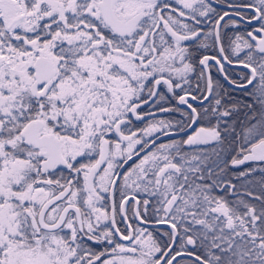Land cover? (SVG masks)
Segmentation results:
<instances>
[{"label": "snow or ice", "instance_id": "obj_1", "mask_svg": "<svg viewBox=\"0 0 264 264\" xmlns=\"http://www.w3.org/2000/svg\"><path fill=\"white\" fill-rule=\"evenodd\" d=\"M175 5L0 0V264H264V0Z\"/></svg>", "mask_w": 264, "mask_h": 264}, {"label": "trees", "instance_id": "obj_2", "mask_svg": "<svg viewBox=\"0 0 264 264\" xmlns=\"http://www.w3.org/2000/svg\"><path fill=\"white\" fill-rule=\"evenodd\" d=\"M254 122V121H253ZM167 140H163L161 142H166ZM160 142V143H161ZM241 143V140H237L235 143H232V138L229 137L228 140L221 146H212L216 147V150L220 152V156L217 159L215 154L213 153V148L206 151V153L209 155V165H213V161L216 165L219 164V166H223L222 161L224 156H235L236 151L239 148V145ZM221 148L223 149L221 151ZM221 162V163H219ZM229 171L224 176L225 179L231 180L233 184L236 185V191L240 198L249 201L252 204L257 205L258 207L261 206L259 200H255L252 197L246 195V192H252L255 195H264V188L261 187V183L264 182V171H261V169H264V162L256 161L248 163V165H245L241 168H232L229 166ZM246 169H252V171L249 173L248 176L240 179H235V174H238L240 171H245ZM225 193L217 190V195H224ZM230 201L237 199V196H231L229 195L227 197Z\"/></svg>", "mask_w": 264, "mask_h": 264}, {"label": "flooded vegetation", "instance_id": "obj_3", "mask_svg": "<svg viewBox=\"0 0 264 264\" xmlns=\"http://www.w3.org/2000/svg\"><path fill=\"white\" fill-rule=\"evenodd\" d=\"M169 2L170 3H172L174 6H177V5H175V0H169ZM231 2H233V3H238V2H252V0H231ZM214 6L215 7H217V10L218 11H221V10H230V9H227V7H226V5L225 4H219V5H216V4H214ZM178 7V6H177ZM190 22V21H189ZM245 30H250V26H248L247 24H242L241 25V27H240V31L241 32H244ZM226 70H227V72L231 75V76H233V77H235V76H237L240 72H242V71H247L246 69H243L241 66H239V65H231V66H229V65H226ZM213 75H214V78H216V79H219L222 83H225L226 84V82H224L223 81V77L220 75V74H218V73H216V71H215V69H213ZM251 87V86H250ZM233 95L234 96H236V95H239L238 93H235V92H233ZM157 118H165V119H171V120H180V119H182V117L180 116V114L179 113H174V114H167V113H161V114H159L158 116H157ZM241 119H243V117L241 116ZM195 127H197V125H194L193 126V128L192 129H188L187 130V133L185 134H182V135H179V136H174V137H169V138H166V139H164V140H167V142H169L171 139H181V138H185L186 139V135L187 134H191L192 133V131H193V129L195 128ZM238 131H240L241 129H240V127H238V129H237ZM161 141H163V140H161ZM161 141H159V142H157V143H160ZM212 146H214V145H212V144H210V145H201V146H199L200 148H203L204 150H205V152L206 151H208V150H210V149H212L213 147ZM185 151H191V149H189L188 148V146H185ZM239 151V148H238V150L236 151V154H237V152ZM224 159L222 160V161H225V160H227V161H229V166H231L230 165V159H231V155H229V156H224L223 157ZM251 162H255V161H249V162H246L244 165H240V166H237V167H232V168H241V167H243V166H245V165H248V163H251ZM219 163H221V162H219ZM219 165V164H218ZM125 167H127V166H125ZM159 230H164V229H166L164 226H159V227H157Z\"/></svg>", "mask_w": 264, "mask_h": 264}, {"label": "water", "instance_id": "obj_4", "mask_svg": "<svg viewBox=\"0 0 264 264\" xmlns=\"http://www.w3.org/2000/svg\"><path fill=\"white\" fill-rule=\"evenodd\" d=\"M159 114H161V113H157V116H158ZM182 134H184V133H181L180 135H182ZM174 136H177V135H173V136H171V137H174ZM178 136H179V135H178ZM166 138H169V137H161L160 140H158L157 142H159V141H161V140H164V139H166ZM159 226H164L165 228L167 227L166 225H159ZM159 226H157V227H159Z\"/></svg>", "mask_w": 264, "mask_h": 264}, {"label": "rangeland", "instance_id": "obj_5", "mask_svg": "<svg viewBox=\"0 0 264 264\" xmlns=\"http://www.w3.org/2000/svg\"><path fill=\"white\" fill-rule=\"evenodd\" d=\"M164 143H167V141L166 142H164ZM256 162V161H255Z\"/></svg>", "mask_w": 264, "mask_h": 264}]
</instances>
